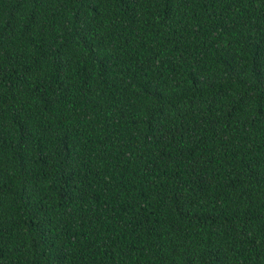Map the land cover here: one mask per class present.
I'll return each mask as SVG.
<instances>
[{"label":"trees","instance_id":"16d2710c","mask_svg":"<svg viewBox=\"0 0 264 264\" xmlns=\"http://www.w3.org/2000/svg\"><path fill=\"white\" fill-rule=\"evenodd\" d=\"M0 264H264V0H0Z\"/></svg>","mask_w":264,"mask_h":264}]
</instances>
